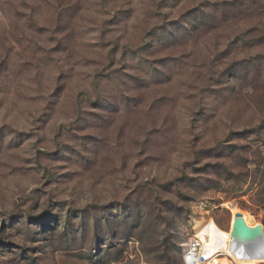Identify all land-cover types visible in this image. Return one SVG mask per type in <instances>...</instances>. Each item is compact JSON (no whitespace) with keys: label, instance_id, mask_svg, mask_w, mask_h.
<instances>
[{"label":"rangeland","instance_id":"rangeland-1","mask_svg":"<svg viewBox=\"0 0 264 264\" xmlns=\"http://www.w3.org/2000/svg\"><path fill=\"white\" fill-rule=\"evenodd\" d=\"M229 202L264 228V0H0V264H184Z\"/></svg>","mask_w":264,"mask_h":264},{"label":"bare ground","instance_id":"bare-ground-1","mask_svg":"<svg viewBox=\"0 0 264 264\" xmlns=\"http://www.w3.org/2000/svg\"><path fill=\"white\" fill-rule=\"evenodd\" d=\"M225 205L230 208L233 219L237 213H241L246 221V212L237 204L229 202ZM193 230V234L197 235L202 243L201 254L204 259L201 260L200 264H240L243 261L241 255L235 250L236 240L232 236L231 229L226 230L220 227L213 218L203 217L195 221ZM223 255L230 257L231 260L222 258Z\"/></svg>","mask_w":264,"mask_h":264},{"label":"water","instance_id":"water-1","mask_svg":"<svg viewBox=\"0 0 264 264\" xmlns=\"http://www.w3.org/2000/svg\"><path fill=\"white\" fill-rule=\"evenodd\" d=\"M236 240L235 250L241 256H259L264 258V228L260 223L249 226L243 215L237 213L231 228Z\"/></svg>","mask_w":264,"mask_h":264},{"label":"built area","instance_id":"built-area-1","mask_svg":"<svg viewBox=\"0 0 264 264\" xmlns=\"http://www.w3.org/2000/svg\"><path fill=\"white\" fill-rule=\"evenodd\" d=\"M202 243L197 235L193 234L186 242V249L183 250V263L184 264H200L204 256L201 254Z\"/></svg>","mask_w":264,"mask_h":264}]
</instances>
